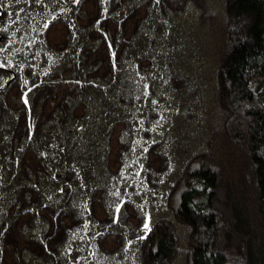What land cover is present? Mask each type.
Wrapping results in <instances>:
<instances>
[{"label": "trees", "instance_id": "obj_1", "mask_svg": "<svg viewBox=\"0 0 264 264\" xmlns=\"http://www.w3.org/2000/svg\"><path fill=\"white\" fill-rule=\"evenodd\" d=\"M0 69V264H264V0H0Z\"/></svg>", "mask_w": 264, "mask_h": 264}, {"label": "rangeland", "instance_id": "obj_2", "mask_svg": "<svg viewBox=\"0 0 264 264\" xmlns=\"http://www.w3.org/2000/svg\"><path fill=\"white\" fill-rule=\"evenodd\" d=\"M8 76L0 69V86L5 85L8 82Z\"/></svg>", "mask_w": 264, "mask_h": 264}, {"label": "water", "instance_id": "obj_3", "mask_svg": "<svg viewBox=\"0 0 264 264\" xmlns=\"http://www.w3.org/2000/svg\"><path fill=\"white\" fill-rule=\"evenodd\" d=\"M9 83V82H8ZM149 222V218H148V220H147V223Z\"/></svg>", "mask_w": 264, "mask_h": 264}, {"label": "snow or ice", "instance_id": "obj_4", "mask_svg": "<svg viewBox=\"0 0 264 264\" xmlns=\"http://www.w3.org/2000/svg\"><path fill=\"white\" fill-rule=\"evenodd\" d=\"M147 227V226H146Z\"/></svg>", "mask_w": 264, "mask_h": 264}]
</instances>
